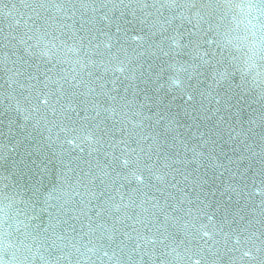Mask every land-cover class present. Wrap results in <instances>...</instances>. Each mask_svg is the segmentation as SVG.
<instances>
[{"label":"snow or ice","instance_id":"6c2138e0","mask_svg":"<svg viewBox=\"0 0 264 264\" xmlns=\"http://www.w3.org/2000/svg\"><path fill=\"white\" fill-rule=\"evenodd\" d=\"M116 13L126 24L146 26L138 39L155 48L158 69L127 53L121 58L122 49L113 53ZM0 15L16 26L3 39L24 53L16 59L5 53L2 60L7 80L0 87L15 100L4 114L24 122L9 115L4 132L0 119V136L15 139L13 151L25 145L19 160L0 148V162L11 160L19 177L0 187V253L11 252L8 260L0 255V264H264V0H0ZM21 23L24 31L11 34ZM205 72L217 84L239 75L235 94L224 101L227 110L241 100L260 105L247 129L230 126L227 164L211 165L229 174L221 195L238 197L234 208L218 205L220 220L187 191L189 166L210 145L213 160L216 141L181 133L178 114L161 110L162 101L146 115V105L118 86L120 76L143 82L151 100L148 86L164 74L171 87ZM194 100L189 94V131L211 119ZM76 150L87 151L86 168L65 164ZM130 179L138 186L125 191ZM45 180L51 189L43 203L57 200L46 223L36 211ZM23 191L31 197L24 199ZM178 232L185 239L178 241ZM196 239L202 243L189 247Z\"/></svg>","mask_w":264,"mask_h":264},{"label":"water","instance_id":"95a60500","mask_svg":"<svg viewBox=\"0 0 264 264\" xmlns=\"http://www.w3.org/2000/svg\"><path fill=\"white\" fill-rule=\"evenodd\" d=\"M3 2L8 3L9 5L12 2H15L19 5V0H3ZM127 19H131V17H127ZM177 23H179V21H177ZM10 24H12L14 28L16 27L12 17L0 15V86H3L7 80V76L2 67V60L5 53H15V55H12V59L24 55L22 46L15 42L9 43L3 39L5 35L10 33ZM117 25L121 28L119 33L116 31ZM142 28H144V31H141ZM105 30L107 31L109 29L106 28ZM23 31L24 27L23 23H21L17 28V31L12 32L11 34L15 35L17 32L22 33ZM110 31L114 35L113 43L116 45V47L112 49L113 53H115L117 49H122L120 52L121 58L127 53L129 57L138 60L139 63H143L146 69L149 64H152L154 68L158 69L161 60L158 59L157 56L152 55V53L156 51L155 48L149 49L145 40L138 39V37L146 35V26H142L138 23L126 24L124 18H120L119 13H116L113 17ZM158 39L159 38H157V42ZM25 59H27V57H25ZM117 75H119V73H117ZM109 76H111V73ZM170 83L168 74H164L159 83L149 85L147 95L153 98L151 100L145 99V92L143 89H145L146 85L143 82H132L124 79L123 76H120V84L118 86L122 94L124 88L128 87L127 96L129 100H134L137 104L142 103L146 105V115H151L156 112L158 110L156 103L162 101V103H160L161 110H165L171 114H178L177 118L181 122V127L179 128L181 133H184L186 136H196L199 138V134L202 132L205 133L206 136L211 135V138L216 141L214 146L215 151L211 153L214 157L213 160L209 161L207 158L208 152L213 147L210 145L209 148L204 150L206 153L205 158L199 164L189 166L188 173L190 175L187 184V191L194 202L196 201L197 196H199L200 199L208 205L207 211L210 214L215 213V219L220 220L224 215V210L223 207H219L218 209V205L221 203L224 205L231 204L234 208L238 197L235 194H231V199H229V195H221L224 191V186L229 183L230 177L227 172H224V169L213 168L211 165L218 162L227 164L224 154L232 156L231 148L234 147L233 142L228 139L230 126L231 128H235L237 132L241 127L247 129L252 109H259L260 105L258 102H253V100H249L247 103H245L244 100H241L237 107H233L230 110L226 109L224 101L235 94V85L240 83L238 74L234 79L222 80L219 84L213 82L212 74L210 72H205V74L199 76L193 74L191 79L182 77V85H172L169 87ZM189 94L194 96L196 108L199 109L201 105H203L201 115L211 117V119H202L199 121V130H197L195 126H192L189 131L186 127L188 125H193V121L184 115L185 111L192 113V107L187 103ZM7 95V90L4 87H0V119L3 120L2 128L4 132H7V120L9 115L16 118L17 123L24 122L23 117H15L14 112L4 114L5 109L8 108L9 105L13 108L15 107V100L7 99ZM217 100L221 101L220 104L216 103ZM231 103L235 105L236 100L232 99ZM250 104L251 107H249ZM149 109L151 111H149ZM217 109L220 110L218 113L216 112ZM220 117H224L223 121L220 120ZM254 127L255 131L259 133L260 128L258 126ZM16 131H19V129L17 128ZM233 135H235V133H233ZM14 145L15 139L10 143L6 136H0V148L4 149L6 155L11 153L13 157L19 160L20 157L18 153L24 151L25 145L22 144L16 149V151H13ZM87 159V151L80 153L79 150H76V152L72 153L71 157L65 159V164L67 165L71 162L73 168H77L78 164L79 167L86 168L87 165L85 164V161ZM77 170L79 169L77 168ZM221 173H223V175H221ZM18 180L19 177L15 174L14 169L11 168V160H9L7 165L0 162V187L4 184H12ZM124 183L125 191H129L138 186L134 179H130ZM45 186V189H42L43 194L40 197V203L38 204L36 211L40 219L46 223L49 212L54 214L57 212V200L55 198L52 199L47 206L43 203L44 196L47 195L48 190L51 189V185L48 184L47 180H45ZM22 195L24 199H28L31 197L32 193L29 191H23ZM53 195L55 196L57 193H53ZM240 203L243 204L244 201L240 200ZM21 207L23 206L21 205ZM41 209H43V211H41ZM36 222L39 223L40 221L37 220ZM206 222L207 221L205 220V223ZM182 239H185L183 232H178L177 240L179 241ZM199 243H202V241L196 239L188 246L194 248ZM0 255H2L5 260L11 259L10 251L0 253ZM237 255H239V253H237ZM198 258L199 257H194V260Z\"/></svg>","mask_w":264,"mask_h":264}]
</instances>
